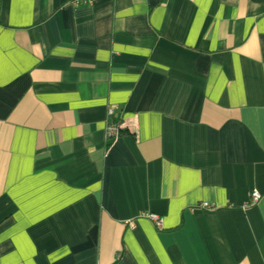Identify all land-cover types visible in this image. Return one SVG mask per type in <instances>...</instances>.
Returning <instances> with one entry per match:
<instances>
[{
	"label": "crops",
	"instance_id": "crops-1",
	"mask_svg": "<svg viewBox=\"0 0 264 264\" xmlns=\"http://www.w3.org/2000/svg\"><path fill=\"white\" fill-rule=\"evenodd\" d=\"M69 1L0 0V264H264V0Z\"/></svg>",
	"mask_w": 264,
	"mask_h": 264
},
{
	"label": "built area",
	"instance_id": "built-area-1",
	"mask_svg": "<svg viewBox=\"0 0 264 264\" xmlns=\"http://www.w3.org/2000/svg\"><path fill=\"white\" fill-rule=\"evenodd\" d=\"M95 0H70L69 4L74 9L77 10L81 7H89L93 4ZM121 124L117 122H110L105 127V138L107 141H113L120 137L121 134ZM260 196L256 191H253L250 194L251 203H256L259 200ZM199 209L209 210L211 206L208 203H201L197 206ZM141 218H144L153 225L156 230H161L163 228V219L161 216L154 213H141Z\"/></svg>",
	"mask_w": 264,
	"mask_h": 264
}]
</instances>
